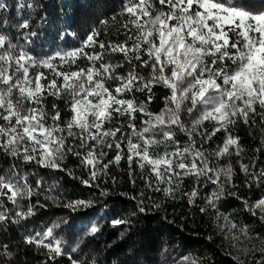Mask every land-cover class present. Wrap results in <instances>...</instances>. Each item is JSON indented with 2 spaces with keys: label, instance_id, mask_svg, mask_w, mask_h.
<instances>
[{
  "label": "snow or ice",
  "instance_id": "1",
  "mask_svg": "<svg viewBox=\"0 0 264 264\" xmlns=\"http://www.w3.org/2000/svg\"><path fill=\"white\" fill-rule=\"evenodd\" d=\"M158 3L165 7H157L154 0H128L123 9L128 20L123 27L132 34L123 43L106 46L97 39L100 30L93 29L80 47L58 51L40 60L22 48L14 51L17 45L0 35V84L3 85L0 88V120L4 122L0 123V150L25 163L35 162L49 169L62 168L63 160L71 153L85 168L91 166L89 178L81 179V183L90 184L98 179V171L106 170L110 164H119L123 158L121 143L126 140L129 166L135 157L139 167H150L155 185L149 181L147 186L166 197L174 198L183 178L189 175L205 176L213 183H218L223 175L230 181L234 174L231 164L220 169L211 168L204 153L195 147L193 136L204 121H214L218 125L211 135L221 129L228 132L229 125L240 120L248 124L256 115L264 122V10L252 11L237 0H158ZM4 7L0 3V9ZM100 23L107 26L108 21ZM29 26L28 20L19 25L22 29ZM96 45L111 53H122L129 71L120 74V64L101 62L97 66V62L103 60V52L89 54L85 51ZM81 58L87 59L90 65L79 67ZM64 65L69 70H64ZM72 65L77 66L76 70H71ZM138 67L150 69L149 76L141 75ZM41 69H47L50 75ZM157 84L170 93L165 97V108L159 113H151L145 104L124 98L139 87L149 93L150 102L152 88ZM48 96L66 97L69 119L61 122V112L55 103L52 104L54 114H50L45 106ZM184 112L199 113L191 129L181 119ZM136 113L148 117L143 121L146 127L137 129ZM115 116L128 118L130 133L117 138V133L123 132L121 127H104ZM175 129L188 136V143L183 148L175 140ZM149 133L151 135H147ZM157 136L163 139H156ZM133 137H136L135 143ZM70 139L76 147L69 143ZM169 142L177 145L174 151L163 154L151 151L160 144L167 146ZM113 144L117 154L107 164H101V158L106 154L101 151L97 155V147L112 148ZM233 148L237 156L243 151L239 137L228 132L216 155L230 156ZM188 156H191L190 163L185 162ZM240 167L248 173L249 165L241 163ZM69 175H72L70 171ZM4 189L11 193L8 199L13 204L18 198L32 195L27 184L19 187L0 179V195H6ZM197 194L195 189L185 194L190 204ZM207 202L215 206L213 199L209 198ZM84 203L77 201L66 207L75 210ZM254 207L260 209V218L264 220V199ZM144 210L139 207L140 212ZM205 210L201 208V212ZM31 214V207L27 212H17L14 222ZM7 218L6 212H0V221ZM224 219L230 224L229 230L236 227L227 217ZM120 223L124 221H114V224ZM91 231L95 233L98 229L93 227ZM242 232L247 235L246 228ZM52 235V228L44 233L45 237ZM26 243L46 247L50 255L61 254L59 241L53 247L45 244L43 239L29 237ZM260 251L264 252V248ZM190 264H197V261L192 260ZM257 264L261 262L257 261Z\"/></svg>",
  "mask_w": 264,
  "mask_h": 264
},
{
  "label": "trees",
  "instance_id": "2",
  "mask_svg": "<svg viewBox=\"0 0 264 264\" xmlns=\"http://www.w3.org/2000/svg\"><path fill=\"white\" fill-rule=\"evenodd\" d=\"M127 1L0 0L5 5L0 9V31L8 38L12 35L13 42H17L18 38L20 44L35 57L78 48L93 29L100 30L97 39L106 46L109 43H123L132 34L123 27L128 20L127 14L123 12ZM154 3L157 7H165L159 5L158 0H154ZM24 20L30 23L27 29L19 27ZM103 20L108 21L107 26L100 23ZM85 51L89 54L93 51L103 52V60L97 62V66L101 62L120 64V74L129 71L122 53H111L100 49L98 45ZM78 65L87 67L90 62L81 58ZM63 68L69 70L67 65ZM76 68V65H72L71 70ZM137 70L146 78L149 76L150 69L138 67ZM42 71L50 75L48 70ZM169 94L168 89L157 84L152 88L150 102L149 93L139 87L124 98L145 104L147 111L155 114L165 108V97ZM53 103L61 112V122L69 119L66 97L46 98L45 106L50 114H54ZM147 118L136 113L134 123L137 129L146 127L143 121ZM181 119L187 128H192L189 117L182 115ZM253 119L248 124L240 120L235 125H229L228 132L239 137L243 151L237 156L233 148L232 155L223 157H218L216 152L223 146L228 132L221 129L211 135L216 126L204 122L193 136L195 147L204 153L211 168L220 169L231 164L234 174L230 181L221 175L218 183H213L205 176H186L174 198L166 197L162 192L147 186L149 181L155 185V176L150 167H139L135 157L129 166L126 140L121 143L123 158L119 164L113 163L106 170L98 171V179L90 184L81 183V179L89 178L88 169L91 166L85 168L80 159L71 153L63 160L62 168L49 169L35 162L25 163L0 150V179L4 181L8 176L17 175L25 179V184L32 191V195L24 200L23 211L20 210L27 212L31 207L32 214L19 219L18 223L14 222L18 210L16 204L8 199L9 192L4 189L6 195H0V211L8 215L5 221H0V264H72L73 261L77 264H162L168 253L172 257L187 254L197 264H242L226 254L213 237L210 220L212 208L207 200L213 199L216 209L241 221L253 234L264 237V222L249 210L252 202L264 197V122H261L259 115ZM0 123L4 122L0 120ZM127 124L126 116H115L104 127H121L123 132L117 133L119 138L131 132ZM205 132L208 134L201 135ZM175 140L183 148L188 143V136L175 129ZM133 142H136V137H133ZM69 143L73 144L71 139ZM176 146L169 142L167 146L161 144L151 151L157 154L161 151L163 154L165 151H174ZM73 147L76 145L73 144ZM101 151L106 154L101 158V164H107L114 159L118 150L113 144L112 148L98 146L97 155ZM241 163L249 165L247 174L241 170ZM69 171L72 175H69ZM193 189L198 194L190 204L185 194L191 193ZM214 193L217 195L214 196ZM77 201L85 203L75 210L66 207ZM140 201L143 203L140 204ZM140 206L144 207L143 212L139 211ZM201 208L206 210L201 212ZM116 220L124 223L114 224ZM57 226L66 231L71 246L75 247L76 251L71 257L50 255L45 247L26 243V239L34 237L36 232ZM93 227L98 231L93 233Z\"/></svg>",
  "mask_w": 264,
  "mask_h": 264
},
{
  "label": "rangeland",
  "instance_id": "3",
  "mask_svg": "<svg viewBox=\"0 0 264 264\" xmlns=\"http://www.w3.org/2000/svg\"><path fill=\"white\" fill-rule=\"evenodd\" d=\"M237 2L243 3L246 8L252 11L264 10V0H237ZM0 35L5 36V34L1 31H0ZM10 36L11 37L9 38L8 36L6 37L8 38V40H10L12 44L17 45V48L14 50L16 52H18L20 48H22L24 51H26L30 56H32L36 60L43 59L47 56H52V55H46L43 57H35L26 49L24 45L20 44L18 38H17L18 40L17 42H13L12 41L13 37L12 35ZM5 48H7V44H5ZM41 70H47V69H41ZM2 87L3 85L0 84V88ZM182 115H184V117H189L191 119L190 125L193 126L192 122L197 118L199 113L194 112L192 114H188L187 112H184ZM204 122L213 123L216 127H218V125L214 121H204ZM200 126L197 127V130ZM147 135H151V133ZM156 139H163V137L157 136ZM158 153L162 154L161 151H158ZM185 162L187 163L191 162V156H188ZM4 182L5 183L10 182L19 187H23L25 185V179L22 180L17 175L8 176L7 178L4 179ZM9 195H11L10 192ZM28 197L29 196H25L24 198L17 199L16 207L18 212L23 211L24 200ZM262 199H264V197ZM258 201L259 200L252 202L250 204L249 210L251 214H253V210H254L255 214L253 215H255L258 219L262 220L260 218L262 215L260 209L254 207ZM209 207L212 208L210 220L212 225L211 228H212L213 237L216 238L219 246L224 250V252L242 264H257V261H260L261 264H264V252L260 251V249L264 248V237L253 234L241 221L235 219V217H233L232 215L228 213H222L221 211L210 205ZM225 217L228 218L229 222L234 223L236 225L234 229L229 230L230 224L225 221L224 219ZM262 221L264 222V220ZM245 228L247 229V235H244V233L242 232V229ZM52 229H53V235L51 237L44 236V233L46 231L36 232L34 234V237L37 239H43L45 244H51L53 247L55 246L56 241H59L61 254L71 257L76 250L75 247L71 246L70 241L66 236L67 235L66 231L60 229L58 226L53 227ZM46 249L48 250V248ZM246 249L247 251H245ZM172 256H173L172 254L169 253L166 254L162 261V264H190V262L194 260L191 257H189L187 254H183V253L180 254L179 256L177 255L176 257H172ZM186 257L188 258L187 261L185 260Z\"/></svg>",
  "mask_w": 264,
  "mask_h": 264
}]
</instances>
